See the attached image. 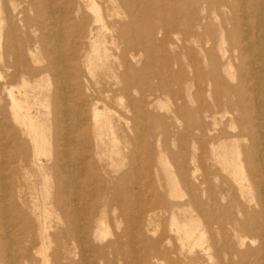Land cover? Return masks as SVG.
Listing matches in <instances>:
<instances>
[{
  "label": "rangeland",
  "instance_id": "rangeland-1",
  "mask_svg": "<svg viewBox=\"0 0 264 264\" xmlns=\"http://www.w3.org/2000/svg\"><path fill=\"white\" fill-rule=\"evenodd\" d=\"M95 1L100 6L105 23L111 27L99 35L101 38H97L103 42L106 52L103 65L100 66L97 60H91L86 69L79 65L75 68L76 65L68 55L72 49L81 46L89 54L87 38L96 34V31L83 30L82 33H76L80 14L70 13L67 0H0V74H6L3 64L11 59L10 53L4 48L5 35L10 27L14 39L17 35H25L33 44L32 49L39 62L32 65H44L47 59L45 56L57 60L61 68L57 72L60 71V77H63V80L58 79L59 86L61 91L66 88L60 93L65 99L77 101L92 91L98 99L108 104L111 125L120 151L118 156L112 155L108 160L105 152L108 140L102 133L92 129L90 107L80 104L78 107L86 111V115L82 117L87 118L90 124L87 129L88 140L80 141L65 135V141L56 143L51 100L48 105L49 118L44 121L49 128L50 155L48 158L40 157L43 170L37 171L29 163L30 140L20 134L19 127L6 118L0 127V264H42L38 253L41 240L32 205L33 201H37L38 205L41 203V173L45 175L47 183L46 208L59 218L58 222L52 217L45 221L50 226L47 229L48 264H170L174 260L188 264L190 259H196L197 264H213L217 258L223 261L220 251L222 241L214 225L211 234L206 235V245L211 243V236L220 256L208 259L197 248L190 253L179 251L176 234L169 231L168 217L170 211H173L179 224L185 220L186 209L180 205L185 201L186 192L179 180L178 165H187L186 173L189 176L193 173L191 183L198 182L201 173V146H209L201 140L190 141L191 135L198 139V132H191V128H188L189 132L186 131L188 134H185L184 126L187 122L180 114L175 119L173 110L181 106L186 109L194 108L198 94L207 98L205 88L208 79L201 80L197 74L200 71L209 72L212 63L217 70H221L220 66H225V62L220 59L222 52L217 49L221 47L225 51L224 56L229 54V38L225 30L228 31L230 26L225 25L222 33L216 21H212L210 34L207 30H194L197 37L192 39V35L186 36V26L180 25V19L166 15V4L163 1H159L158 12L154 11L152 0ZM12 6L16 10H22V14L8 17L7 13L11 12ZM82 14H85L89 23L92 14L88 11ZM226 14H223L225 18L228 17ZM242 19L251 26L254 40L259 32L257 18L253 13H248ZM94 26L96 25H93L95 29ZM82 34L86 38H76V35ZM207 35L213 37L214 45L208 56L197 51L198 44L205 46V51L211 48L212 42L205 45ZM74 42L80 47H74ZM57 45L60 46L56 48ZM243 52L241 59L235 58L230 63L232 78L220 72V80L229 86H235L239 79L242 80L241 95L252 103L253 107L249 112L257 124L255 128H251L253 141H257V146H260L264 142V83L263 77H260L264 76V47L259 44L250 54L251 57ZM233 55L236 56L237 53ZM75 70L80 72L83 81L78 93L72 92ZM42 80L48 93L42 91L38 94L40 101H43L46 93L51 96L57 85L56 77L50 72ZM121 80L133 85L135 91L129 89L126 94H119ZM4 81L5 79H0V108L3 107L4 110L2 115L8 117L6 92L2 90ZM12 88H19L18 82ZM231 96L234 99L235 96ZM141 97L145 100L152 99L153 106L143 107L138 101ZM218 106L222 111L221 101ZM30 111L34 113L33 108ZM145 111L149 114L147 118ZM233 116H236L235 112L233 115H226L221 124L215 127L216 131L222 130L227 135H233L239 127L245 129L246 124L241 120H236L234 129L228 125V117ZM76 127L81 130L79 125ZM10 128L15 131L14 135L10 134ZM97 133L101 134V139L96 137ZM237 141L240 146L249 145L246 139ZM221 144L228 147L231 139L223 138L215 142L214 147L218 146L217 149L221 150ZM22 154L26 162L24 167L21 166ZM58 156L60 160L53 169V160ZM216 170L227 181L231 192L223 189L224 197L221 199L217 194L219 180L213 181L211 176L209 184L201 185V188H210L215 193L217 203L224 211L221 213L224 215L221 217L223 223H231L232 219L240 227H244L246 223L251 224L250 220H245L249 217L245 214L253 215L257 220V229L261 230L264 237L263 190L248 182L250 193H244L240 197L229 176L220 172L218 167ZM167 173L176 182V193L172 195L168 193L170 187ZM68 179H71V184H68ZM197 195L202 201L205 200L199 189ZM56 196L63 204L62 207L56 205ZM155 196L162 197L166 202L165 210H160L155 205ZM249 198L252 200L247 201ZM67 208L71 210L68 220L74 229L69 237L63 233V222L66 220L64 212ZM241 208H244L245 214L240 211ZM191 214L194 216L193 212ZM100 220L105 223L106 233H103V227L99 225ZM205 223V220L199 221V224ZM80 227H85L86 234L79 232ZM110 243L113 249L108 248ZM260 243L263 244V257L258 259L248 255L245 264H264V238L262 242L256 239L250 242L246 239L242 247H236L242 253L257 248ZM208 253L214 256L216 251L210 250ZM227 258L236 260L233 255Z\"/></svg>",
  "mask_w": 264,
  "mask_h": 264
},
{
  "label": "bare ground",
  "instance_id": "bare-ground-1",
  "mask_svg": "<svg viewBox=\"0 0 264 264\" xmlns=\"http://www.w3.org/2000/svg\"><path fill=\"white\" fill-rule=\"evenodd\" d=\"M67 1L69 5L68 10L70 11V13L77 15L80 14V21L76 27V33H82L83 30L84 32L86 30H89V32L94 30L96 31V34H93L92 32L93 38L91 35L87 38L89 54L84 50L83 46L80 47V45L78 46L74 42L73 46H78L80 48H75L70 51L68 55L70 57V61H72L73 64L76 65L75 68H77V66L79 65L84 66L87 69V66H89L91 60H97L100 66H102V61L106 58V52L103 46V42H101L100 39L98 40L97 38L100 37L99 35L103 31L110 30L111 26L109 27L105 23L104 18L100 13V6L95 0ZM127 1L129 2L130 0H124V2ZM159 1H163V3L166 4V15H168L169 17L172 16L174 18H178L182 21L180 25L186 26V36L192 35V39L197 37L194 30H207L210 34L212 21H216V25L218 29L222 31V33H224L223 30L225 25L230 26V29L228 31L225 30L227 32L226 35L229 38V54L224 56L225 51H223L221 47L217 49L218 51L222 52L220 59L225 62V66H220L221 70H217L215 68V65L212 63L213 66L212 69L209 70V72L200 71L197 74V76H199L201 80L208 79L205 88L208 92L207 98L204 99V97H201V95L198 94V96L196 97L198 98L197 104L194 108L186 109L185 106H181L176 107L173 110L175 119L180 117V114L182 115L183 120L187 122L184 126L185 134L187 133L186 131H188V128H191V132H198V139H196L194 135H191V137L189 135L190 141L201 140L202 142H204V144L207 143L209 146L206 148L205 146H201L202 148L200 150L199 157V162L201 163L199 165V170L201 171V173L198 178V182H195L194 184L191 183L190 180L191 176H193V173H191L190 176L186 173L187 165H185L184 163L178 165L179 180L186 192L185 201L180 205L186 209L184 210L185 220L184 222H182V224H179L174 217L173 211H170V215L168 217L169 231L176 234L178 249L180 252L186 251L190 253L192 252V250L197 248L202 254L206 255L208 259H212L220 256L218 250H216L217 248L215 245V240L211 236H209L211 243L209 245H206V235L211 234V229L214 225V227H216V232L221 237L222 243L220 251H222L221 254L223 257V261H219V258H217L216 262L213 264H245V262H247L246 258L248 255L256 256L258 259H260V257H263V255L261 254L263 245L262 243H260L257 248L251 251L247 250L240 253L236 249V247H242L245 244L246 239H248L250 242H252L253 239H256L258 241L260 240V242H262V238L264 237L261 234V230L257 229V220L254 218V216H251L247 213L245 214L243 211L244 208H241L240 211H242L246 216H249L247 217L248 219L245 220H250L251 224L249 222V224L246 223L244 227H240L238 222L232 219L231 223H223V219L221 217H224V215H222L221 213H224V211L222 210V207L218 205L216 195H214L215 193L211 192L212 190L210 188H201V185L204 186L209 184V176H211V179H213V181L219 180V184L217 185V194L221 199L224 197L222 195L223 189H226L227 192H231L230 187H228L227 181L219 176V173L216 170L218 167V170L220 172H223L229 176L230 181L235 185L240 197H243L244 193H250L251 187L250 185H248V182H251L254 186L261 188L264 193V142L260 144V146L259 144L257 146V141H253L254 139L252 136L251 128H255L257 124L255 123L254 117L251 116V112H249V109L253 107L252 103L248 98L243 96V94L241 95V79H239V83L235 86L224 85L220 80L222 76L221 73L225 74V76L227 77L232 78L233 75L229 71L231 65L230 63L235 58L241 59V54H244L243 51H245L246 54L250 55L255 50V48L258 47L259 44H262V47H264V0H152V6L155 12L159 11ZM87 11L92 14V18L89 23L85 14L81 15V13ZM224 13H227L228 15L226 14L225 16L228 17L225 18L223 16ZM248 13H253L258 20V25L257 23L256 25L259 32L255 36L254 40L252 39V29L250 28L251 26L248 22H243L244 20L242 19L243 16L247 15ZM14 14L18 16L19 14H22V10H16V8L12 6L11 12H8L7 15L9 17ZM240 14H242V16ZM20 21L23 20L21 19ZM93 25H96V27L94 26L95 29L93 28ZM240 27L242 29H240ZM222 33L220 35V42H222L223 39ZM77 36L78 35H76V38H79L81 40L83 38H86L84 34L78 37ZM118 36L119 35L116 33V37ZM207 36L208 37L206 38L205 45H207L208 42H212L211 48L205 51V46L198 44L197 51L199 52V54L205 53V55L208 56L211 53L212 48H214V45L213 37L209 35ZM257 42L259 44H257ZM5 43L6 45L4 46V48L8 51V53H10L11 59L6 63L4 62L3 68L6 69V74L4 76L0 74V79H5L2 90L6 92L8 117L2 115L4 110L3 107H1L0 127L5 119L8 118L11 123L19 127L20 134L25 135L30 140L29 143L31 146V154L29 163L31 164V166H33L37 171L42 172L43 167L39 162L40 157L42 156L48 158L50 155L48 141L49 128L46 127L44 121L46 119L48 120L49 118L48 105L51 100L53 105L54 141L56 143L65 141V135H67L69 138H77L80 141L88 140L89 134L87 133V129L90 124L87 122V118H83L86 115V111L84 112L81 107H78V105L80 104L84 107H90L89 118L92 124V129L102 133V135L105 136V138L108 140V146H106L105 151L108 160L110 156H118L120 154L118 147L119 142L114 135L111 125L110 109L105 101L98 99L90 90V93L88 95L82 96L77 101H70L65 99V97H63L60 93L61 89L58 80L59 78L63 80V77H60V71L57 72V69L61 70V68H59V63L55 58L45 56V59H47L45 60L44 65H32L33 63L39 62L35 54V50L32 49L33 44L25 35H17V38L14 39L10 27L5 35ZM59 46L60 45H57V47H55L58 48ZM234 53H237V55L234 56ZM49 72L52 73L57 79L56 88L54 89V91H52L51 96L47 94L48 89L41 83L43 81L42 77L48 76ZM260 77H263L264 83V76L260 75ZM121 81L122 82L120 83V87L118 89L119 94H126L127 90L129 89L135 91L133 85H130V83L128 84L123 80ZM16 82H18L19 88L13 90L12 85L16 84ZM73 82L72 92L78 93L82 87L81 82L83 83L82 75L78 70L74 71ZM63 90L61 92H63ZM42 91H45L47 93L46 95H43V101H40L37 96L38 94H41ZM65 94L63 95L65 96ZM230 95H234V99L232 96L230 97ZM138 101L143 105V107L151 108L154 104L152 103V99L145 100L144 97H141L140 99H138ZM219 101L223 103L222 111H220L218 106ZM32 108L34 109V113L30 111V109ZM38 108H40L42 111H40ZM233 112L236 113V116L228 117V125L230 127L232 126V129H234L233 125L234 123H236V120H241L246 124L245 129H241L239 127V129H237V131L233 135H227L222 130L216 131L215 127L221 124L226 115H233ZM148 116L149 114L148 112H146L145 117L147 118ZM76 125H79L81 130H79ZM9 132L11 135L15 134V131L11 128L9 129ZM96 137L98 139H101V134L97 133ZM223 138L231 139V144L228 147H225L224 144H221V150L217 149L218 146L214 147V143L222 140ZM238 139L248 140L249 145L247 147L240 146L237 141ZM129 141H131V139ZM125 142L128 141L125 140ZM22 155L23 156L20 157L22 161L21 166L24 167L26 166V162L24 154ZM59 158L60 156L56 157L53 160V169L55 168L57 162L60 160ZM191 161H193V159H191ZM41 174V203L40 205H38L37 201H33L34 203L32 205L41 240L38 247V253L41 258V263L48 264V261L46 259V251L48 250L47 229L50 226H47L45 221L52 217L58 222L59 218L57 216H53V213L46 208V200L48 198L47 183L46 179H44L45 175H43V173ZM167 175L169 181L168 186L170 187V191L168 193L172 195L176 193V182L172 177L169 176V173H167ZM56 179L60 181V178L56 177ZM117 179L119 181V179H121V176ZM63 180V182H65V178ZM68 184H71V179H68ZM198 189L200 191L201 197L203 195L205 196L204 201H202V199L198 197ZM54 200L56 201L57 206H63L57 196ZM155 200V205H157L160 210H165L166 202L163 200V198L155 196ZM251 200V198L247 199V201ZM70 212V208H67V210H65L64 212V217H66V220L63 222V233L67 237H69L74 231L73 226L71 225V221L68 220ZM191 212L194 213V216L191 214ZM200 220H205V225L199 224ZM99 225L103 227V233H106L105 223L103 220L99 221ZM237 225L239 227H237ZM84 229L85 227H80L79 232H84ZM84 234H86V232H84ZM108 248H114L112 246V243L108 245ZM66 249L68 250V248ZM210 250H215L216 254L214 256L212 254L209 255L208 251ZM57 253L58 251L55 254L57 255ZM230 255L236 257V260H233V258L228 259L227 257H229ZM188 261V264L198 263L196 259H190ZM170 264L181 263L174 260L170 262Z\"/></svg>",
  "mask_w": 264,
  "mask_h": 264
}]
</instances>
